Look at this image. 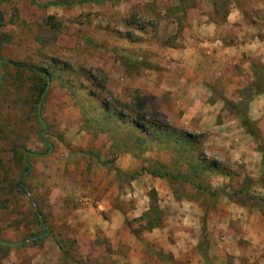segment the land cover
Segmentation results:
<instances>
[{
    "label": "rangeland",
    "instance_id": "obj_1",
    "mask_svg": "<svg viewBox=\"0 0 264 264\" xmlns=\"http://www.w3.org/2000/svg\"><path fill=\"white\" fill-rule=\"evenodd\" d=\"M37 1L0 0V264H264V62L212 83L218 114L184 108L149 47L186 0ZM237 1L264 36V0Z\"/></svg>",
    "mask_w": 264,
    "mask_h": 264
},
{
    "label": "crops",
    "instance_id": "obj_2",
    "mask_svg": "<svg viewBox=\"0 0 264 264\" xmlns=\"http://www.w3.org/2000/svg\"><path fill=\"white\" fill-rule=\"evenodd\" d=\"M35 1L36 5L38 1ZM77 1L76 3H79L84 0ZM87 1L93 3L107 0ZM118 1L120 3L132 4L135 2L142 4V0ZM219 1L197 0L194 3L191 0L189 2L186 0L185 2L190 9V15L187 13L186 21L192 23L190 30L178 33V37L175 39L176 42L171 41V44H156L151 39L156 49L152 46L149 47L147 40L141 44L143 47H149V50H158L159 56H162V60L159 62V71H157L162 82L160 87H165L167 92L172 95L174 102L183 104L184 108L185 105L207 104L213 108L215 115L222 111L225 102L223 98L216 97L212 83L216 80L220 81V86L223 87L225 81L234 80L237 82L232 87L238 88L241 86V76L239 74L248 71L256 58L264 62V36L254 33L259 24L253 21L246 22L245 11H243L237 0H225L223 7L226 10L224 13H219L220 16L217 17L216 11L221 6ZM29 2L32 3L30 0ZM250 2L253 5L259 3L255 0H250ZM156 5L158 6V4ZM263 5L257 6L263 8ZM168 20H160L158 27L164 26L168 30L175 31L177 22L173 19ZM143 34L147 36L146 33ZM225 97L228 98V95H225ZM234 119L230 122H233ZM226 121L227 124L230 123L229 120ZM223 128H225L224 133L233 130L231 127H229V130L226 127Z\"/></svg>",
    "mask_w": 264,
    "mask_h": 264
},
{
    "label": "trees",
    "instance_id": "obj_3",
    "mask_svg": "<svg viewBox=\"0 0 264 264\" xmlns=\"http://www.w3.org/2000/svg\"><path fill=\"white\" fill-rule=\"evenodd\" d=\"M33 4H35L36 3V1L35 0H30ZM57 4H59V2H57V1H51V2H48V3H46V5H57ZM1 21H2V16H1V14H0V24H1ZM17 65V64H16ZM29 69H30V71H33V72H39L40 74H42V75H39V76H43L44 78L46 77V79H49V76H48V74H49V72L46 70V69H44V68H42V67H29ZM41 79V81H43V83L41 84V86H40V93H42L43 92V90L45 89V86H46V80L45 79ZM39 93V94H40ZM226 104H232V102L231 101H226ZM231 106H233V105H231ZM233 109H234V111H235V113H236V115H237V117L240 119V122H241V124H242V126L252 135V136H255V132H254V130L251 128V123H250V120L248 119V116H247V114H246V110H241L240 108H238V107H234L233 106ZM135 122H136V124H141L143 121H141L140 119H136L135 120ZM88 153L89 154H93V151H88ZM112 160H109V161H106L105 163H108V164H112ZM27 167H28V165H26L25 164V171L27 170ZM116 174L119 176V177H122V176H124V174L119 170V169H116ZM182 177V178H184L185 180H189V181H191L193 184H195L198 188H202V189H204V190H206V188L205 187H203L200 183H198V182H193V180L192 179H190V177L188 176V175H186V174H181V175H178V177ZM19 187L21 188V185H19ZM211 194H216V191H212L211 192Z\"/></svg>",
    "mask_w": 264,
    "mask_h": 264
}]
</instances>
